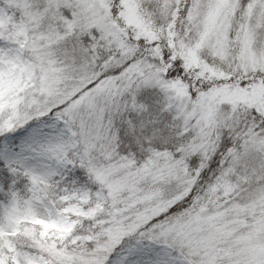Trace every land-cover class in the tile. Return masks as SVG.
Here are the masks:
<instances>
[{"label": "snow or ice", "instance_id": "1", "mask_svg": "<svg viewBox=\"0 0 264 264\" xmlns=\"http://www.w3.org/2000/svg\"><path fill=\"white\" fill-rule=\"evenodd\" d=\"M0 264H264V0H0Z\"/></svg>", "mask_w": 264, "mask_h": 264}]
</instances>
